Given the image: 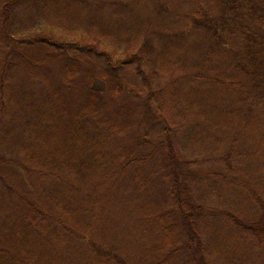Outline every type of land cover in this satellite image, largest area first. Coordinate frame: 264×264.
I'll return each instance as SVG.
<instances>
[{
	"label": "trees",
	"instance_id": "trees-1",
	"mask_svg": "<svg viewBox=\"0 0 264 264\" xmlns=\"http://www.w3.org/2000/svg\"><path fill=\"white\" fill-rule=\"evenodd\" d=\"M87 3L0 0V202L18 216L0 239V264H213L205 235L220 222L240 245L263 246L264 196L243 161L264 156V0H223L219 23L202 7L183 17L222 49L230 78L198 72L193 79L200 88H236L241 101L212 171H200L177 140L175 119L189 124L198 102L184 79L162 84L152 59L156 30L122 35ZM249 138L256 145L241 149ZM212 179L247 193L256 213L220 212L203 201L197 182ZM53 183L56 192L44 193ZM127 191L144 199L132 217L133 249L112 243L95 223L100 207Z\"/></svg>",
	"mask_w": 264,
	"mask_h": 264
},
{
	"label": "rangeland",
	"instance_id": "rangeland-1",
	"mask_svg": "<svg viewBox=\"0 0 264 264\" xmlns=\"http://www.w3.org/2000/svg\"><path fill=\"white\" fill-rule=\"evenodd\" d=\"M197 7L211 12L213 20L216 23L220 22L219 11L223 7V0H106L105 2L104 0H88L87 3L89 14L92 13L98 17L104 14L112 26L125 32L122 35L138 33L134 37H143L144 33L148 36L151 29L156 30L158 50L154 56L152 55V59L158 58L159 60L157 62L154 60V62L162 72V84L172 79L180 83L184 79L182 83L191 86L193 95H190L198 102L192 108L193 113L192 116L190 115L192 120L189 124L186 125L187 119H175L176 123L179 122L182 125H179L182 132L177 134V140L184 155L197 160V168L200 171H212L220 168L219 158L227 151L228 138L234 131L235 119L238 117L234 110L241 106V101L237 97L238 93L235 92L238 91L236 88L224 89L215 84L205 83L200 88L202 85L198 86V82L193 79L198 72H207L212 76H227V80H230L229 74L226 75L228 65L225 64L226 58L222 49L211 48L212 42L209 46L202 31L194 27L192 23H186V18L183 20L185 12L193 11ZM171 10H173V15L168 13ZM238 22L241 24L242 18ZM249 26L258 31L253 25L249 24ZM220 32L226 34L223 28ZM238 35L242 37V33ZM204 62H207L206 67H202ZM18 78L21 80L19 76ZM17 83L19 90L21 82ZM247 97L246 100L249 103L257 102L250 95ZM258 102H261V98ZM241 111L247 113L246 110ZM254 113L260 115L262 111L254 110ZM194 115L199 121L197 125H194L196 118ZM191 130H193L192 134H189ZM244 144L241 149L256 145V141L249 138ZM8 154L14 158L16 156L15 147L12 146ZM243 166L250 175L251 173L255 175L254 178L256 177L255 180L259 181L261 188L258 191L264 196V156L261 158L246 156ZM12 174L14 183L29 191L30 188L28 189L27 182V185L25 184L24 178ZM57 185L53 183L49 189L48 187L41 188L49 195L56 192ZM82 185L86 189L91 186L89 182H84ZM196 187L200 198L220 212L221 210L237 212L244 217L256 213L257 207L247 193L241 189L233 186L226 188L215 179H212L210 183L198 181ZM124 193L119 194L117 200H120L116 204L110 205L113 203L111 202L100 207L99 210L105 209V213L100 214L95 223L99 227V232L107 235L112 243L121 242L133 249L132 232L135 224L132 217L138 215L137 208L141 206L144 199H136L132 196V191ZM15 212L16 209L14 210L6 199L0 202V239H4V234L10 233L11 227L18 219ZM96 214L99 212L96 211L92 217L89 215V221ZM207 231L205 236L213 264H264V245L258 247L240 245L231 231L225 229L222 222L209 226ZM139 248L137 246L135 250Z\"/></svg>",
	"mask_w": 264,
	"mask_h": 264
}]
</instances>
